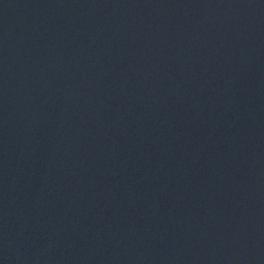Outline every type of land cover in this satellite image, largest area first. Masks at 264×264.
Instances as JSON below:
<instances>
[{
  "label": "water",
  "instance_id": "water-1",
  "mask_svg": "<svg viewBox=\"0 0 264 264\" xmlns=\"http://www.w3.org/2000/svg\"><path fill=\"white\" fill-rule=\"evenodd\" d=\"M0 264H264V0H0Z\"/></svg>",
  "mask_w": 264,
  "mask_h": 264
}]
</instances>
